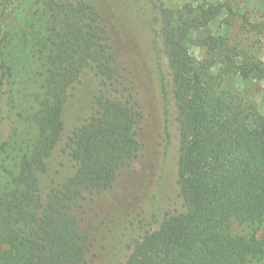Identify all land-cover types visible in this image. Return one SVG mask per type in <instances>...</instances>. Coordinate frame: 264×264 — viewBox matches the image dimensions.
Listing matches in <instances>:
<instances>
[{
	"label": "trees",
	"instance_id": "obj_1",
	"mask_svg": "<svg viewBox=\"0 0 264 264\" xmlns=\"http://www.w3.org/2000/svg\"><path fill=\"white\" fill-rule=\"evenodd\" d=\"M160 1L186 209L137 240L125 264H264V114L232 82L264 80V63L214 34L200 37L198 59L189 33L220 8ZM219 60L225 73L213 71ZM88 69L100 86L66 140L76 170L44 199L39 175L64 135L69 89ZM143 120L96 1L0 0V264H85L83 201L139 159Z\"/></svg>",
	"mask_w": 264,
	"mask_h": 264
},
{
	"label": "rangeland",
	"instance_id": "obj_2",
	"mask_svg": "<svg viewBox=\"0 0 264 264\" xmlns=\"http://www.w3.org/2000/svg\"><path fill=\"white\" fill-rule=\"evenodd\" d=\"M93 1L107 19L118 60L140 99L144 120L139 159L122 172L112 189L88 195L83 201L85 264H125L137 240L159 228L166 217L186 209L178 183L180 123L172 74L159 34L161 1ZM164 3L172 8L190 4L220 8L218 17L207 21L203 30L189 33V49L198 59L207 53V48L200 45V37L214 34L226 37L227 44L241 54L252 55L264 63L263 0H164ZM213 71L225 73L223 62L217 61ZM232 82L251 94L264 114V80L234 75ZM99 84L100 77L88 69L69 89L64 135L47 159L46 171L39 175L44 199L55 183L68 179L76 170L66 140L89 115Z\"/></svg>",
	"mask_w": 264,
	"mask_h": 264
}]
</instances>
